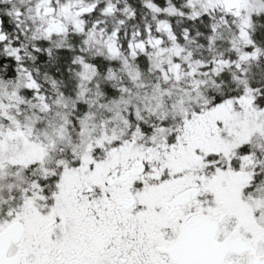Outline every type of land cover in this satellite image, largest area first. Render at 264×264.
Listing matches in <instances>:
<instances>
[{
  "label": "snow or ice",
  "instance_id": "obj_1",
  "mask_svg": "<svg viewBox=\"0 0 264 264\" xmlns=\"http://www.w3.org/2000/svg\"><path fill=\"white\" fill-rule=\"evenodd\" d=\"M0 264H264V0H0Z\"/></svg>",
  "mask_w": 264,
  "mask_h": 264
}]
</instances>
